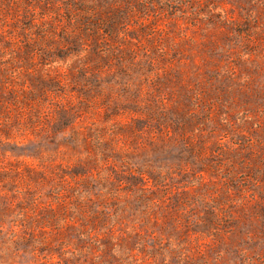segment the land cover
I'll return each mask as SVG.
<instances>
[{
	"label": "rangeland",
	"instance_id": "rangeland-1",
	"mask_svg": "<svg viewBox=\"0 0 264 264\" xmlns=\"http://www.w3.org/2000/svg\"><path fill=\"white\" fill-rule=\"evenodd\" d=\"M0 264H264V0H0Z\"/></svg>",
	"mask_w": 264,
	"mask_h": 264
}]
</instances>
